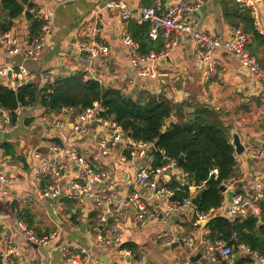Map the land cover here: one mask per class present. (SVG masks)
<instances>
[{"label":"crops","instance_id":"obj_1","mask_svg":"<svg viewBox=\"0 0 264 264\" xmlns=\"http://www.w3.org/2000/svg\"><path fill=\"white\" fill-rule=\"evenodd\" d=\"M19 1L23 4L21 0ZM104 1L80 0L72 4H57L55 0H36L35 4L42 9L51 8L55 11V26L46 46L37 59H26L20 54H0V69L18 70L23 66L34 75L33 81L40 85L53 81L55 75L68 74L83 69L77 59L78 43L82 37L81 26L84 20L96 18L100 27L98 40L110 49L111 54L110 61L106 65L101 63V60L96 62V65L97 63L101 65L97 66V71L102 78V83L119 85L125 80H129L131 83L138 81L139 84V79L131 74L133 69L127 47L122 41V32L125 29L131 34V21L124 22L118 13L105 9ZM122 1L133 9L139 5L155 6L157 2V0ZM160 1L163 9L166 10L179 0ZM23 5L28 11V4ZM242 7L234 0H206L201 9L194 14L193 20L197 21L198 28L201 30L227 38L232 34L233 19L235 22L239 21L234 16L229 17L227 14L235 10L240 13L243 11ZM25 15L24 12L18 18H10L8 13L2 9L0 0V21L8 24L9 30L6 32H12L20 39L30 36L31 33L30 22ZM5 17L8 18V21H4ZM10 21H13L12 25ZM239 26L243 28V23L239 22ZM262 28L263 32H259L264 35L263 16ZM6 32L0 28V39ZM193 44L189 35L181 37L180 43L171 53L170 59L164 63L158 62L159 77L142 82L140 87L145 88L146 85L153 90L164 88L172 94L176 103H183V100L187 99L185 102L188 104L187 108H193L191 104L205 103L230 112L231 116L227 118L233 124L231 140L232 131L236 130L241 135L242 142L246 147L251 146L255 152L263 150L261 157L251 156L247 150L241 155H236L237 177L226 182L228 188L235 191V194L251 195L255 182L264 177V82L250 74L232 54L223 50L220 54L222 64L217 68L216 77L209 84H205L201 75L202 67L193 52ZM259 57L264 62V49L261 47ZM127 70H129L128 74ZM6 78L8 76H1L4 83H6ZM133 86L136 89V82L133 83ZM79 110L64 107L62 110L52 111L40 105L29 106L22 109L15 129L2 132L0 135V172H4L10 178L18 176L21 181L12 180L5 185L0 182V188L4 194L0 206L1 214L6 213L7 218L14 219L18 218V212L28 210L31 226L39 233L58 230L59 236L56 242L64 240L90 247L91 259L88 264H184L182 252L189 256L190 264H239L240 261L243 264H260L240 246H235L233 258L211 261L205 252L199 262H191L190 258L198 254L199 249L205 246L209 232L208 223L203 224L195 217L193 206L174 211L168 221L162 220V216H159V219L151 220L146 226L139 229H134L131 223L136 215L135 206L127 207L115 218L122 230V242L107 245L96 242L97 232L94 230V226L97 223L100 210L88 197L69 198L68 203H62L61 199L55 202L35 199L28 204H23V197L33 192L28 179L40 165V161L35 158L34 154L37 151L47 153L45 117L65 123L64 127L54 128V139L63 145L66 151L76 148L88 158L97 154L94 141L96 142L98 127L91 126L85 135L74 134L72 131ZM5 142L14 151V156L12 153L5 154L4 148L1 147ZM128 156V139H126L113 150L110 156L100 157L95 165L103 172L122 181V186L116 190L119 196H124L127 192L134 190L149 194L150 190L145 189L137 181L138 169L145 165L147 157L145 160H139L132 164L126 161ZM63 157L66 158V155ZM76 169L75 164L67 160V168L63 175V186L67 192L70 190V181L74 179ZM158 182L160 185L171 186L177 182L183 184L185 179L177 171L171 170L169 174L159 178ZM94 188L97 191L106 192V188L100 185H94ZM224 196L223 205L225 207L212 208L210 210L211 217L222 216L232 220L233 218L226 214L228 204H230L227 193H224ZM15 198L18 199V203L15 212H12L11 203ZM166 204L159 200L154 202V206L160 212ZM263 213L264 197L258 201L257 210L249 208L238 216L247 217L255 214L259 217V223L262 224ZM165 233L176 240L184 236L185 242L187 238H192L195 243L194 247L186 244L184 248L179 246L174 250L167 249L169 245H163L158 241V238ZM11 234L15 241V247L21 251L22 255L17 264H65L56 242L50 246L34 247L22 236H19L15 230H12ZM127 243L129 246L126 245ZM4 247L5 244L0 242V248ZM124 249L130 250L131 256L125 255ZM255 252L258 251L255 250Z\"/></svg>","mask_w":264,"mask_h":264},{"label":"built area","instance_id":"obj_2","mask_svg":"<svg viewBox=\"0 0 264 264\" xmlns=\"http://www.w3.org/2000/svg\"><path fill=\"white\" fill-rule=\"evenodd\" d=\"M57 4H67L80 0H55ZM206 0H179L170 5L166 10L163 9L160 0H157L155 6L139 5L135 9L128 6L122 0L104 1V8L118 13L124 22L135 21L138 23L150 22L151 28L149 36L152 40L163 38L164 47L149 53L140 51L139 43L132 37L130 32L125 29L122 32V41L127 47L129 60L135 77L141 82H147L149 79L159 77L158 62L170 58L171 53L177 48L180 39L183 36L190 35L193 40V52L202 67V80L209 84L214 80L217 74V68L222 64L221 51L225 50L237 58L243 67L247 68L253 76L264 82V65L251 55L247 49L250 37L239 25L231 26V36L222 38L212 35L207 31L198 28L197 21L193 20L194 14L201 9ZM243 7L251 9L254 18L255 28L263 32L262 15L258 6V0H235ZM36 0L28 1V12L41 22L40 31L34 38L26 36L20 39L12 32H6L0 39V54L4 55H22L26 59H37L47 44L49 36L52 34L55 26V11L51 8L42 9L35 4ZM264 3V0H263ZM82 37L78 43L77 59L82 66L87 79H95L102 83V78L98 74L96 62L106 65L111 58L110 49L98 40L100 31L99 22L96 18L84 20L81 26ZM9 71L11 76L6 78V85L17 90L21 85L32 82L34 75L25 67L21 66L18 70L1 68V76L7 77ZM146 87V85H145ZM161 90V89H160ZM159 90V91H160ZM29 107V106H28ZM23 107L16 109L19 116ZM105 108L100 101H95L91 106L83 107L78 112V118L72 126L74 134L85 135L93 125L99 128L96 136L97 154L88 158L81 152L73 148L66 151L65 147L57 143L54 139V128L64 127L65 123L61 120H51L44 118L46 130L45 147L47 153L37 151L35 158L40 161L39 167L29 178L33 188L32 194L22 199L23 204H28L35 199L49 200L57 198H83L88 197L94 201L99 208L97 223L94 230L97 232V243L107 245L120 244L122 242V230L120 224L116 222L122 211L130 206H135L136 215L132 220V227L139 229L148 224L149 221L159 219L162 214V220L168 221L174 211L193 206L195 208V217L203 224H207L211 217V212H202L194 206L192 199L194 192L204 187L201 185H190L189 195L182 201H174L177 188L160 185L158 180L162 176L169 174L171 170L177 171L180 176L186 180L188 174L178 166L177 162L170 159L163 150L155 148L154 141L136 140L128 136L116 120L104 115ZM17 123L12 122L9 111L0 107V132L15 129ZM104 129V131H103ZM128 139L129 156L126 161L135 164L139 160H145L146 163L140 166L137 173L138 183L150 190L149 194L134 190L127 192L124 196H119L116 190L122 186V181L110 176L95 165L100 157H108L113 150ZM153 150H160L163 159L167 162L160 166H155ZM245 150L251 156L261 157L263 150L255 152L251 146H245ZM66 155V158L63 156ZM67 160H70L77 167L73 180L70 181V190L67 192L63 186V175L67 168ZM219 170L214 167L211 175H218ZM21 181L16 176L10 178L4 172H0V182L5 185L11 181ZM94 185H100L106 188V192L97 191ZM264 197V177L259 178L252 189V194H235L233 202L227 207L226 214L233 219L246 212L247 209L257 210L258 201ZM4 194L0 188V206ZM164 201L167 203L160 210L154 206V202ZM223 208L222 204L218 208ZM12 230H15L19 236H22L30 244L38 246H50L56 242L59 236L58 230H50L46 233H39L27 221L18 218L16 223L14 219L7 218L0 213V242L5 244L0 248V264H17L21 260V251L15 247V241L12 238ZM204 253L211 261L226 260L235 256V245L227 243L223 239L211 240L206 238ZM158 241L163 245H170L176 239L168 233L161 235ZM62 253L65 264H88L91 259L90 247L83 244L61 240L56 242ZM186 244L194 247L192 238H187ZM240 247L251 254L260 264H264V255L253 251L248 246L241 244ZM127 256H131V251L124 249ZM184 255V264H190L189 256Z\"/></svg>","mask_w":264,"mask_h":264},{"label":"trees","instance_id":"obj_3","mask_svg":"<svg viewBox=\"0 0 264 264\" xmlns=\"http://www.w3.org/2000/svg\"><path fill=\"white\" fill-rule=\"evenodd\" d=\"M1 7L10 18H18L25 12L30 22V38L36 37L41 22L19 0H1ZM242 10L240 13L235 10L227 16H234L239 20L235 22L233 19L235 25L243 23V29L251 37L247 49L264 65L259 57L260 47L264 49V35L255 28L251 9L242 7ZM0 28L4 32L9 30L8 24L1 21ZM150 28V22H130L131 35L139 43L142 53L159 51L165 44L163 38H150ZM128 88L129 82L128 86H107L104 82L87 79L83 69L55 75L53 81L43 85L35 81L28 82L17 90L7 86L0 78V107L9 111L13 123H18L19 116L15 111L19 107L40 105L47 110L59 111L64 107L81 109L100 101L105 108L104 115L116 120L127 134H131L132 139L159 140L160 149L188 174L183 184L177 182L171 185L177 188L172 200L182 201L189 195L190 185H201L204 182L205 189L198 209L209 212L212 208H218L225 198L219 187L237 177V156L231 143L233 124L227 118L231 113L205 103L191 104L193 111L190 112L187 103H181L177 108L172 94L164 88H160V91L150 87H138V91ZM1 147L5 154L12 153L14 156L8 143H3ZM182 154L183 160L180 159ZM153 155L155 166L167 162L160 150H153ZM214 167L218 168V175L210 174ZM69 201V198L61 199L62 203ZM17 216L32 225L28 210L18 212ZM207 227V238L211 240L223 239L237 247L244 244L264 254V213L262 224L257 215L251 214L232 220L215 216L210 219ZM239 264H243L242 261Z\"/></svg>","mask_w":264,"mask_h":264},{"label":"water","instance_id":"obj_4","mask_svg":"<svg viewBox=\"0 0 264 264\" xmlns=\"http://www.w3.org/2000/svg\"><path fill=\"white\" fill-rule=\"evenodd\" d=\"M21 1L23 2V4L27 5L29 0H21ZM72 3L73 2H69L68 4H72ZM258 6H259V9H260L261 15L264 17V3H263V0H258ZM4 21H8V18L5 17L4 18ZM10 24L12 25L13 24V21H10ZM168 59H170V58H167V60ZM167 60H162L161 62L164 63ZM245 69L249 72V70L247 68H245ZM126 72L128 74L129 73V70H127ZM131 74L132 75H135V72L133 71ZM10 76H11V71H9V73H8V77H10ZM138 87H139V84H136V90H138ZM186 101H187V99H184L183 100V103H185ZM176 106H177V108H179L181 106V103L180 102H177L176 103ZM188 110L190 112H192L193 111V108L192 107H189ZM0 135H2V132H0ZM128 136L130 137L131 134L128 133ZM231 143L233 144V146L235 148L236 155H241L245 151V144L242 142L241 135L236 130H233L232 131V140H231ZM155 148L156 149H159L160 148V142H159V140H157L155 142ZM180 159L181 160L184 159V155L183 154L180 156ZM219 189L222 192L227 193L228 201L229 202H233V197L235 196V191L229 189L226 183L222 184L219 187ZM203 192H204V189H201L199 192H197L195 194V196L192 199V202H193L194 206H196L197 208H199L200 205H201V199H202ZM56 200H57V198L50 199L51 202H55ZM17 203H18V199L17 198H15V199L12 200V203H11V210H12V212H15V207H16V204ZM4 215H6V213H4ZM160 216H162V214H160ZM14 221L17 223L18 222V218H14ZM31 245H33L34 247H37L38 246L36 244H31ZM179 246H181L183 248L186 246V242H185L184 236L181 237V238H179L178 240L174 241L169 246H167V249L174 250V249H176ZM204 251H205L204 247H201L199 249L198 254H196V255H194V256H192L190 258L191 262H193V263L199 262V260L203 257Z\"/></svg>","mask_w":264,"mask_h":264},{"label":"rangeland","instance_id":"obj_5","mask_svg":"<svg viewBox=\"0 0 264 264\" xmlns=\"http://www.w3.org/2000/svg\"><path fill=\"white\" fill-rule=\"evenodd\" d=\"M98 65H100L99 63H97V66ZM101 66V65H100ZM127 82H129V88L132 90L133 88H135L134 86H133V83L135 84V82H136V84H138V81H133L132 83L129 81V80H125V82H122V85H126V86H128V83ZM142 83V82H141ZM107 86L108 85H110V83H105ZM128 88V89H129ZM94 143H95V141H94Z\"/></svg>","mask_w":264,"mask_h":264}]
</instances>
